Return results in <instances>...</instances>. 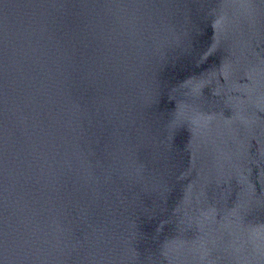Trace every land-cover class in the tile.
Listing matches in <instances>:
<instances>
[{"label": "water", "instance_id": "obj_1", "mask_svg": "<svg viewBox=\"0 0 264 264\" xmlns=\"http://www.w3.org/2000/svg\"><path fill=\"white\" fill-rule=\"evenodd\" d=\"M0 264H264V0H0Z\"/></svg>", "mask_w": 264, "mask_h": 264}]
</instances>
